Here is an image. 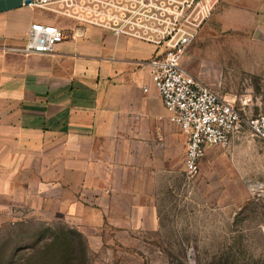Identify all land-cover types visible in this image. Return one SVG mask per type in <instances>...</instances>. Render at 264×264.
<instances>
[{
    "label": "crops",
    "instance_id": "1",
    "mask_svg": "<svg viewBox=\"0 0 264 264\" xmlns=\"http://www.w3.org/2000/svg\"><path fill=\"white\" fill-rule=\"evenodd\" d=\"M32 1L0 0V218L15 208L99 237L158 232L164 193L184 184L188 138L146 65L163 49L87 22L68 7L80 0ZM240 1L219 0L210 29L252 23L260 0ZM39 23L64 41L51 54L14 51Z\"/></svg>",
    "mask_w": 264,
    "mask_h": 264
},
{
    "label": "rangeland",
    "instance_id": "2",
    "mask_svg": "<svg viewBox=\"0 0 264 264\" xmlns=\"http://www.w3.org/2000/svg\"><path fill=\"white\" fill-rule=\"evenodd\" d=\"M86 6L80 0L73 10L86 14ZM253 11L252 23L229 18L210 29L206 20L184 62L210 88L259 115L264 0ZM183 179L178 190L164 193L160 230L135 241L82 233L61 218L19 216L14 208L11 218H0V264H264V191L250 189L264 188V142L246 131L236 144L215 147L195 178Z\"/></svg>",
    "mask_w": 264,
    "mask_h": 264
},
{
    "label": "built area",
    "instance_id": "3",
    "mask_svg": "<svg viewBox=\"0 0 264 264\" xmlns=\"http://www.w3.org/2000/svg\"><path fill=\"white\" fill-rule=\"evenodd\" d=\"M210 1L88 0L86 14H80L87 22L118 36H133L163 49L146 65L170 120L188 136L185 173L190 179L200 173L208 147L227 148L246 131L264 142V109L253 115L247 103L221 95L184 65L189 47L219 0ZM62 2L66 0H33L31 5L47 9ZM76 3L70 2L68 7L74 9ZM64 39L65 33L58 26L33 24L26 44L14 51L26 56L51 54ZM250 189L254 193L264 191L263 184H250Z\"/></svg>",
    "mask_w": 264,
    "mask_h": 264
}]
</instances>
